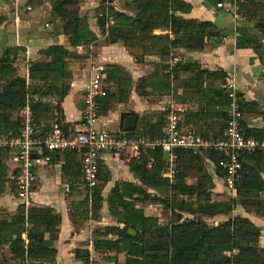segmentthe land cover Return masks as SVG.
<instances>
[{
	"label": "trees",
	"instance_id": "obj_1",
	"mask_svg": "<svg viewBox=\"0 0 264 264\" xmlns=\"http://www.w3.org/2000/svg\"><path fill=\"white\" fill-rule=\"evenodd\" d=\"M57 17L62 20V34L69 38V47L53 45L40 51L41 60L28 63V78L18 76L14 67L21 48H8L0 57V135L17 136L20 132L18 112L28 105L34 113L36 130L43 135L50 125L61 123V100L69 90V80L87 58L78 54L77 48H87L97 40L88 29L85 17H80L76 0H53ZM127 15L116 11L106 0L96 10V24L101 35L107 33L106 43L121 42L124 49L138 64L154 57L152 71L139 78L135 92L142 98L172 96L180 103H193L195 110L183 113L186 124L194 120V134L204 139H222L230 104L226 90L207 89L204 82L215 77L223 80L222 72L202 70L195 61L180 59L176 55L201 53L207 46L221 45V36L208 21L184 19L170 12L187 13L190 6L180 0H122ZM214 6H233L235 14L252 24V31L245 47L255 52L264 47V0H207ZM112 22L105 29L107 22ZM154 31L170 34L154 35ZM101 85L105 96L96 99L98 117L104 116L115 104L128 100L133 82L118 66L105 71ZM183 89L182 95L178 90ZM243 114L241 96L237 94ZM54 99L55 104L44 102ZM253 110L255 103H251ZM168 113V111L166 112ZM166 114L155 120L144 117L129 137L155 139L162 134ZM180 119V118H179ZM182 132H188L182 129ZM68 136L73 127L62 124ZM246 137L264 142L261 131L246 132ZM75 156L76 171L66 165L64 182L70 190L81 194V200L71 203V209L84 218L99 222L105 203L114 225L98 227L92 232V253L97 260H90L87 250H76L75 258L82 264H264V251L258 246L260 232L249 219L232 217L223 222L208 224L207 220L231 214L240 200H257L248 211L264 216V150L239 155L240 170L234 182L236 196L227 201H213L210 191L214 188L205 160L214 164V174L224 177L219 167L223 154L212 150L193 152L176 149L174 175L165 177L169 162L159 150L148 152L127 163L134 182L119 181L104 195L111 173L99 161L98 184L88 192L81 174V156ZM8 152H0V197L9 189L17 197V189L8 174L5 161ZM53 155V154H52ZM50 156V160L51 157ZM188 181H191L189 183ZM71 182V183H70ZM142 206L157 205L165 221L147 216ZM81 210V211H80ZM75 214V213H74ZM61 217L51 207L31 206L20 203L14 215L0 211V264H56L55 242L58 239ZM129 231L134 232L132 235ZM24 237V238H23ZM5 251L9 257L4 255ZM123 256L119 262L118 257Z\"/></svg>",
	"mask_w": 264,
	"mask_h": 264
},
{
	"label": "crops",
	"instance_id": "obj_2",
	"mask_svg": "<svg viewBox=\"0 0 264 264\" xmlns=\"http://www.w3.org/2000/svg\"><path fill=\"white\" fill-rule=\"evenodd\" d=\"M17 1L18 4L14 7L12 0H0V57L5 54V50L8 48L23 49L24 51L18 53L19 56L14 67L18 76L27 79L28 63L41 60L40 51L53 45H62L66 49H71L69 38L62 34V20L57 17L53 0ZM101 1L76 0L79 16L85 17L88 29L96 36L97 40L87 48H77L78 54H83L82 56H85L87 60L73 72L69 80V90L60 102L61 123L73 128L79 126L82 119L83 96L89 79L96 71L100 72L104 78L107 68L118 66L130 76L133 86L126 104H115L106 115L99 117L96 125L97 130L124 131L120 126V115L128 112L136 118V125L144 117L154 121L155 117L160 114L165 113L166 118L175 113L180 118V125L183 130L195 132L192 126L194 120L189 117V124H186V119L183 116L186 111L195 110L193 103L182 104L175 101L172 96L158 98L150 95L147 98H142L136 94L134 87L136 81L148 75L152 71L150 63L158 62V60L147 56L144 63L138 64L124 49L121 42L114 44L105 42L107 33L104 36L101 35L96 24V10ZM180 1L188 4L190 10L187 13L171 11L170 14L184 19L212 23L215 30L220 33L221 45L215 48L207 46L201 53L182 52L184 55H176V58L169 65L180 59L191 60L197 62L202 70L211 73L222 72L229 76L237 93L241 96L243 104L242 125L245 136L246 132L261 131L264 133V47L262 51L257 53L244 45L252 31V24L240 20L235 14L234 7L230 5L214 7L207 0ZM257 1L262 2V0ZM106 5H110L118 12L131 15L124 8L122 0H106ZM111 23L109 21L106 23V30ZM165 33L170 34V32H153L154 35ZM204 87L207 89L222 88L223 80L215 77L207 78ZM182 93L183 89H179L178 95H182ZM44 102L56 103L51 98L44 100ZM251 103L256 104L254 110L253 107H250ZM167 111L168 113H166ZM100 161L111 173L110 181L103 191L104 195L108 193L115 182H134L132 175L128 172V162L122 155L102 154ZM5 164L9 175L16 171L17 164L12 154H8ZM205 164L214 184V188L210 191L211 199L213 201H227L234 198L236 196L235 191H227L223 178H218L214 174V164L209 159L205 160ZM65 165L71 167L73 172L76 171L77 163L73 154L58 152L52 155L47 164L43 161L36 162V181L29 196L28 206L51 207L61 217L58 239L55 242L56 264H82L75 258L76 250H87L90 254V260L96 261L97 258L92 253L91 224L99 225L101 220H108L105 217L108 213L107 207L104 203L99 222L88 219L90 223L87 224L85 221L71 217L70 204L81 200V194L78 192L79 189L78 191H71L69 182H64L63 168ZM188 182L191 183V181ZM257 202V200H240L239 205L231 214L214 217L207 220V223L216 225L232 217L247 218L258 228L260 232L258 246L264 251V216L248 211V206L255 205ZM150 206L152 205L148 207L150 208ZM16 208L12 194L9 189H6L0 197V211L12 216ZM147 209L144 211L145 215L158 217L148 214ZM74 213L80 215L79 211L76 213L74 209H71V214L74 215ZM4 255L9 257L7 251Z\"/></svg>",
	"mask_w": 264,
	"mask_h": 264
},
{
	"label": "built area",
	"instance_id": "obj_3",
	"mask_svg": "<svg viewBox=\"0 0 264 264\" xmlns=\"http://www.w3.org/2000/svg\"><path fill=\"white\" fill-rule=\"evenodd\" d=\"M17 4V0H12V6L16 7ZM102 79L101 73L97 71L89 79L83 96L81 123L73 128L70 135L66 136L63 133L62 123L58 121L53 122L49 130L41 135L36 130L34 113L28 105L18 112L19 134L0 135V152L12 154L16 161L15 175L10 179L17 189L18 200L26 208L29 207V196L36 181V162L43 161L47 164L50 162V156L58 152L72 151L81 156L82 181L84 188L91 192L98 184V164L102 154L122 155L129 162L132 159H139L148 152L156 150L168 152L169 166L165 177L171 180L174 175L173 150L193 152L212 150L224 156V159L219 161V167L224 172V185L230 192L234 190V182L241 167L239 155L264 149V143L248 138L244 134L238 93L229 76L224 78L223 84L230 104L222 139H204L193 132H182L180 119L175 113L166 117L162 134L155 139L129 137L122 131H99L96 128L99 119L96 99L105 96V90L101 85Z\"/></svg>",
	"mask_w": 264,
	"mask_h": 264
},
{
	"label": "rangeland",
	"instance_id": "obj_4",
	"mask_svg": "<svg viewBox=\"0 0 264 264\" xmlns=\"http://www.w3.org/2000/svg\"><path fill=\"white\" fill-rule=\"evenodd\" d=\"M12 194V200L15 202V205H16V207L21 203L20 202V200H18V198L16 197V195L14 194V193H11ZM149 206V205H148ZM148 206H142L141 204H138V208H141L143 211H145V209H147V207ZM104 208V205H103V207L101 208V211H102V209ZM100 211V212H101ZM102 213V212H101ZM106 213V212H105ZM147 213L148 214H152V215H156V216H158V218L160 219V220H164L165 221V219L163 218V215H162V212H161V207H159V206H157V205H152V206H150V208L148 207V209H147ZM101 215H104V214H101ZM72 217H74V218H78L79 220H82L83 222L85 221V222H87V224H89L90 222L88 221V219L87 218H84L83 216H80V215H76V214H74V215H72ZM105 217H107L106 219H108V220H101L99 223V225H96L95 223L94 224H91V226H92V232H93V230L94 229H96V228H102L103 226H105V225H114L115 224V221L111 218V217H109V215H108V213H107V215L105 216ZM104 218V217H103ZM89 222V223H88ZM118 260H119V262H122L123 261V256H119L118 257Z\"/></svg>",
	"mask_w": 264,
	"mask_h": 264
},
{
	"label": "water",
	"instance_id": "obj_5",
	"mask_svg": "<svg viewBox=\"0 0 264 264\" xmlns=\"http://www.w3.org/2000/svg\"><path fill=\"white\" fill-rule=\"evenodd\" d=\"M120 126L124 131H132L134 130L135 126H136V118L134 116H132L130 113H121L120 115ZM230 153V151H229ZM170 157V153L168 152H164L163 153V158L165 161H168ZM33 158H35L33 156ZM130 234L134 235L135 233L132 231H129Z\"/></svg>",
	"mask_w": 264,
	"mask_h": 264
}]
</instances>
